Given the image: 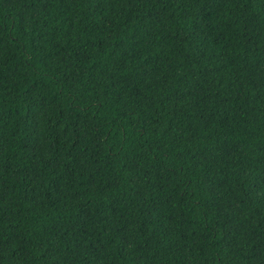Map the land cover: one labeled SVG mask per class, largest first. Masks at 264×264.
<instances>
[{"label": "trees", "instance_id": "16d2710c", "mask_svg": "<svg viewBox=\"0 0 264 264\" xmlns=\"http://www.w3.org/2000/svg\"><path fill=\"white\" fill-rule=\"evenodd\" d=\"M0 264H264V0H0Z\"/></svg>", "mask_w": 264, "mask_h": 264}]
</instances>
